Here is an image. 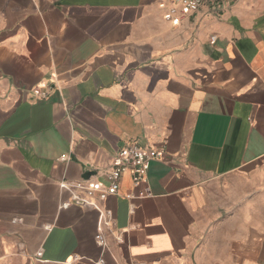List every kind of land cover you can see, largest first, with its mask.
<instances>
[{
    "label": "crops",
    "instance_id": "crops-1",
    "mask_svg": "<svg viewBox=\"0 0 264 264\" xmlns=\"http://www.w3.org/2000/svg\"><path fill=\"white\" fill-rule=\"evenodd\" d=\"M100 261L264 264V0H0V264Z\"/></svg>",
    "mask_w": 264,
    "mask_h": 264
},
{
    "label": "built area",
    "instance_id": "built-area-1",
    "mask_svg": "<svg viewBox=\"0 0 264 264\" xmlns=\"http://www.w3.org/2000/svg\"><path fill=\"white\" fill-rule=\"evenodd\" d=\"M171 4L178 7L181 15L187 16L194 14L202 9H212L216 4H220L223 0H169ZM164 5V4H162ZM175 24H179L180 17L175 18ZM212 42H216V36L212 37ZM35 95L45 98L49 95L48 91H43L39 87L32 90ZM164 151L142 147L139 145H128L118 148L111 159L108 166V173L110 177V185L107 189H103L100 184H93L89 186V191H98L100 198L105 199L109 194H115L120 190L123 175L130 171L135 185H140L146 181L147 174L152 161L163 156ZM132 197V195H128ZM76 198H79L77 196ZM69 205V202L64 206ZM108 213H102L101 226L96 235V242L101 247L106 245L104 227L110 225V220L107 218ZM97 264H102V261Z\"/></svg>",
    "mask_w": 264,
    "mask_h": 264
},
{
    "label": "rangeland",
    "instance_id": "rangeland-1",
    "mask_svg": "<svg viewBox=\"0 0 264 264\" xmlns=\"http://www.w3.org/2000/svg\"><path fill=\"white\" fill-rule=\"evenodd\" d=\"M238 0H223L220 4H216L212 9H206L208 14L214 15L216 18L224 16L230 12Z\"/></svg>",
    "mask_w": 264,
    "mask_h": 264
}]
</instances>
